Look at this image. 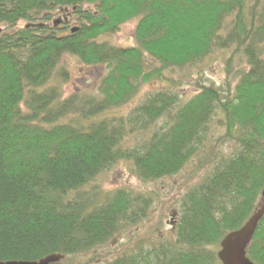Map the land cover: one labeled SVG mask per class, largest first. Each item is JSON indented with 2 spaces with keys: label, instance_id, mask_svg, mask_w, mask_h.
I'll list each match as a JSON object with an SVG mask.
<instances>
[{
  "label": "trees",
  "instance_id": "obj_1",
  "mask_svg": "<svg viewBox=\"0 0 264 264\" xmlns=\"http://www.w3.org/2000/svg\"><path fill=\"white\" fill-rule=\"evenodd\" d=\"M133 21L134 47L98 42ZM0 26V262L92 255L138 230L149 194L86 187L122 162L141 182L173 177L217 130L233 149L180 198L174 239L100 264H222L221 242L264 199V0H0ZM225 51L246 64L233 92L167 88ZM68 55L106 76L62 99L52 83L68 81ZM246 255L264 264V216Z\"/></svg>",
  "mask_w": 264,
  "mask_h": 264
},
{
  "label": "rangeland",
  "instance_id": "obj_2",
  "mask_svg": "<svg viewBox=\"0 0 264 264\" xmlns=\"http://www.w3.org/2000/svg\"><path fill=\"white\" fill-rule=\"evenodd\" d=\"M54 19L63 20L58 17ZM52 24L53 21L48 23V26H52ZM24 26L25 23L18 25L19 28ZM0 28L2 32L6 30L5 26H0ZM135 29V21L127 23L116 34L101 37L98 42H106L110 46L117 48L134 47L136 44ZM230 55V51L217 52L210 59L200 63L198 68L190 67L175 71L176 73L169 75L177 76L178 74L186 78L185 82H183V92L185 94L174 89L172 86L167 88L179 92L182 96L184 95L186 97L184 101L196 95L199 86L224 87L227 89L229 85L228 88L233 92L241 72L246 69V64L244 62L242 65L238 63H233V65L231 63V66H229L228 59ZM61 71L68 73V81L65 80L64 82L57 79L55 80L57 82H53L52 85L59 86L62 99H67L73 94H79L81 96L88 94L92 89H96V87H93L97 86L100 80L106 76L105 70L103 71L100 68L97 70L89 69L82 64L79 58L70 55L64 57L58 66L56 71L57 76L59 72L62 73ZM188 76L193 77V79L188 78ZM156 90L158 89H154L150 85L142 87L133 104L136 105L142 102L146 94ZM127 108L126 105L123 109L114 111V114L118 116L126 115L129 113ZM112 112H109L107 116L109 114L111 115ZM215 131L207 145L203 148L201 147L198 153L173 177L151 182H141L136 178L133 164L130 162L119 163L110 170L102 173L92 185L86 187V190L92 189L93 185L99 186L103 193L129 187L133 192L149 194L154 199L151 207V216L145 222L138 225V230L134 228L133 233L122 235L110 243L109 246L98 249L92 255L70 256L65 258L61 264H100L102 262H109L117 258L127 249L132 248L135 241L141 240L142 238L147 246L160 240H173L175 236L174 228L178 219L180 198L183 197L189 188L198 184L207 172L212 170L218 158L230 154L233 149L232 145L223 137L224 133ZM132 138L135 139L134 136ZM93 257L95 258L92 259Z\"/></svg>",
  "mask_w": 264,
  "mask_h": 264
},
{
  "label": "water",
  "instance_id": "obj_3",
  "mask_svg": "<svg viewBox=\"0 0 264 264\" xmlns=\"http://www.w3.org/2000/svg\"><path fill=\"white\" fill-rule=\"evenodd\" d=\"M58 24V22H56ZM2 29L0 28V34ZM264 216V199L261 208L249 219V221L238 231L230 233L221 243V250L218 258L222 264H254L246 255L257 227ZM65 259L62 255H50L40 261L35 262H0V264H61Z\"/></svg>",
  "mask_w": 264,
  "mask_h": 264
}]
</instances>
